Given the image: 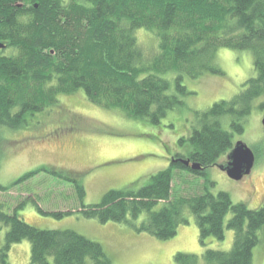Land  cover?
Wrapping results in <instances>:
<instances>
[{
  "label": "trees",
  "instance_id": "obj_1",
  "mask_svg": "<svg viewBox=\"0 0 264 264\" xmlns=\"http://www.w3.org/2000/svg\"><path fill=\"white\" fill-rule=\"evenodd\" d=\"M141 28L159 39L152 55L136 36ZM0 43L5 45L0 48V168L5 129L24 127L30 115L57 104L60 94L82 91L90 103L157 125L183 105L182 96L190 93L186 76L222 72L216 61L220 48L250 51L256 75L233 98L194 113L191 132L178 141L185 153H175L169 167L145 185L109 190L100 203L82 202L80 211L168 240L190 223L189 208L203 246L212 237L223 240L226 228L234 231V243L203 254L177 252L174 264H253L264 206L234 203L226 191L211 192L215 183L209 180L203 192L188 196L176 195L173 184L176 170L206 176L234 147L233 131H244L255 100L264 95V0H0ZM227 123L233 131L224 127ZM174 158H190L203 169ZM43 168L74 182L83 201L81 172ZM36 173L11 185L0 183V234L7 227L0 261L8 264L11 247L28 239L30 264H114L99 241L73 229H44L25 221L17 211L24 203L12 213L4 209L3 192ZM38 207L57 217L73 212Z\"/></svg>",
  "mask_w": 264,
  "mask_h": 264
},
{
  "label": "rangeland",
  "instance_id": "obj_2",
  "mask_svg": "<svg viewBox=\"0 0 264 264\" xmlns=\"http://www.w3.org/2000/svg\"><path fill=\"white\" fill-rule=\"evenodd\" d=\"M136 36L142 49L154 54L158 37L145 28L138 29ZM216 61L221 73L185 77L184 84L190 93L182 96L183 105L171 110L157 125L129 117L122 110L90 103L80 91L60 94L57 104L43 113L30 115L24 127L6 128L0 183L11 185L26 173H37L3 192L4 209L12 213L17 205L24 203L17 211L25 221L44 229H73L99 241L114 264H174L177 252L203 254L209 248L231 249L235 234L228 228L223 240L212 237L203 246L196 218L189 208L186 213L190 223L181 225L178 234L168 240L140 232L126 222L87 218L80 211L82 202L100 203L112 189L139 188L148 183L152 174L169 167L175 153H185L178 141L191 132L194 113L210 108L217 101L233 98L256 75L250 51L220 48ZM263 103L264 95L255 100L242 133L233 131L230 123L224 125L233 131L235 142L243 141L255 152L252 172L243 180H235L219 165L209 167L206 176L176 170L173 184L176 195L203 192L206 185L209 187V180L215 183L210 185L211 192L226 191L234 203L244 202L250 208L264 206V106H260ZM219 162L227 163V156ZM47 166L81 172L80 179L86 189L83 201L74 182L43 170ZM38 206L49 212H73L57 217L42 212ZM6 231L4 227L0 234V249ZM263 232L264 228L254 249L253 264H264ZM30 244L28 239L15 243L8 253V264H30ZM0 264L4 263L0 261Z\"/></svg>",
  "mask_w": 264,
  "mask_h": 264
},
{
  "label": "water",
  "instance_id": "obj_3",
  "mask_svg": "<svg viewBox=\"0 0 264 264\" xmlns=\"http://www.w3.org/2000/svg\"><path fill=\"white\" fill-rule=\"evenodd\" d=\"M3 43H0V48H3ZM264 125V118H263ZM227 163L217 162L214 165H219L228 175L235 180H243L246 175H249L256 162L255 152L243 141L235 142L234 147L226 154ZM187 166L193 170L203 169L202 165L198 162H192L190 158H179ZM213 165V166H214Z\"/></svg>",
  "mask_w": 264,
  "mask_h": 264
}]
</instances>
